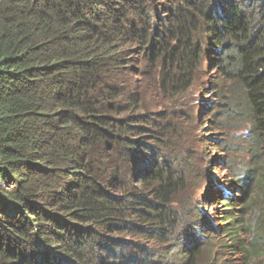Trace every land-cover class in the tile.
I'll return each mask as SVG.
<instances>
[{
  "label": "trees",
  "instance_id": "obj_1",
  "mask_svg": "<svg viewBox=\"0 0 264 264\" xmlns=\"http://www.w3.org/2000/svg\"><path fill=\"white\" fill-rule=\"evenodd\" d=\"M205 44L228 84L218 91L225 123L248 121L261 169L247 179L260 197L264 0H0V264H201L206 236L195 229L180 263L135 241L138 257L113 234L168 247L181 224L171 205L184 172L162 151L167 128L142 111L130 54L148 59L164 89L187 88ZM259 214L256 238L239 239L250 258L264 256Z\"/></svg>",
  "mask_w": 264,
  "mask_h": 264
},
{
  "label": "rangeland",
  "instance_id": "obj_2",
  "mask_svg": "<svg viewBox=\"0 0 264 264\" xmlns=\"http://www.w3.org/2000/svg\"><path fill=\"white\" fill-rule=\"evenodd\" d=\"M159 18L162 21V17ZM203 39L207 41V35ZM204 48L206 54L193 73L191 83L187 88L176 89H164L157 70L154 67L149 69L148 59L130 54L128 64L133 71L129 70L127 75L133 80V90L144 95L142 111L167 128L162 151L179 163L184 172L185 181L172 198L171 205L180 213L181 224L178 244L168 247L145 238L131 237L128 233L113 236L125 239L121 240L122 246L128 242V249L138 257L139 252L133 248L135 241L146 247L151 259L180 263L181 252L192 245V231L197 229L206 236L198 240L201 264L206 260L207 264H264L263 255L250 258L239 247V239L248 245L256 238L252 231H256L259 212L264 209V193L260 195L263 200L258 202L260 197L254 194V179H247L248 168L254 167L256 172L261 169L255 161L257 148L255 145L252 152L249 124L243 117L237 115L236 120L231 118L225 123L222 97L218 91L227 92L228 84L219 76L214 51H210L209 44ZM123 73L121 71L119 75ZM123 103L127 105L128 102ZM262 156L259 158L261 163L264 162ZM139 159V155L134 156L136 168ZM245 182L248 189L242 186ZM234 203L237 205L231 214L238 222L228 218L227 209ZM183 225L190 230L185 233ZM232 225L239 228L234 238L224 233L226 228H233ZM258 244L259 250L264 251V245ZM103 255L105 252L101 257Z\"/></svg>",
  "mask_w": 264,
  "mask_h": 264
},
{
  "label": "clouds",
  "instance_id": "obj_3",
  "mask_svg": "<svg viewBox=\"0 0 264 264\" xmlns=\"http://www.w3.org/2000/svg\"><path fill=\"white\" fill-rule=\"evenodd\" d=\"M195 230H197V229H195ZM197 231H199V230H197ZM201 235H203L202 232H201Z\"/></svg>",
  "mask_w": 264,
  "mask_h": 264
}]
</instances>
